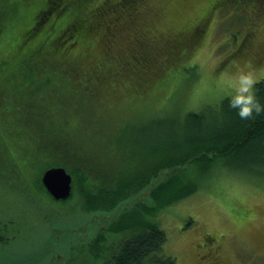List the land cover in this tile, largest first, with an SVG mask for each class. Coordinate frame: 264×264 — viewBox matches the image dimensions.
Listing matches in <instances>:
<instances>
[{
    "label": "rangeland",
    "instance_id": "1",
    "mask_svg": "<svg viewBox=\"0 0 264 264\" xmlns=\"http://www.w3.org/2000/svg\"><path fill=\"white\" fill-rule=\"evenodd\" d=\"M2 1L0 9L2 4L11 9L0 21L3 47L18 36L16 27L23 24L20 18L27 9H38L47 1L54 5L71 1L76 9L74 0ZM220 1L137 0L132 5L134 16L109 22L114 34L105 36L108 45L96 37L99 31L103 33L106 22L100 20L107 19L108 13L104 18H94V13L106 6L104 0H81L79 12L74 14L83 18L69 20L70 13L66 20L68 12L59 22L90 31L84 39L93 42L78 55L79 72L97 62L113 60L117 51L128 55L134 42L144 46L147 43L144 55L152 58L150 65L139 64L143 62L139 60L136 63L140 71L118 73L113 81L104 79L105 89L100 90L95 103L97 125L83 121L73 125L88 137L92 134L95 158L112 162L110 168L114 172L118 170L142 182L136 183L142 192L133 195L130 204L126 198H119L116 205H122L120 212L124 208L132 213L136 210L140 222L149 220L161 228L166 235L162 250L175 258V264H216L219 256L224 264H264V162L245 167L220 160L207 173H201L203 165L199 163L193 168L197 172L193 177L196 187L180 192L179 186L168 188V180L173 179L165 180L166 173L151 172L155 155L139 152L143 148L140 143L160 142L169 129L173 133L180 131L178 127L185 123L187 112L209 114L225 97L230 98L225 74H235L243 68L253 71L257 79L264 78V0H253L255 8L238 0L231 5ZM251 1L246 0L247 4ZM122 9L131 8L118 7L116 12ZM183 37L192 41L185 50L187 59L177 60L179 53L174 47H185ZM1 126L7 136L12 132L10 124L2 121ZM118 137L130 144L125 162L115 146ZM7 152L0 150V223L7 226L6 242L0 246V264H14L21 258L27 261L25 264H74V258H84L86 263L82 264H101L90 245L99 233L98 228L109 221L115 209L88 212L76 205V198L62 204L39 195L41 187L33 184L30 192L47 209L35 212L28 193L18 190L19 184L15 182L22 178V170L1 158ZM118 177L120 173L115 172L114 178ZM26 179L29 182L30 176ZM144 180L148 181L145 185ZM184 185L183 190L190 186L188 182ZM58 206L61 209L56 213ZM152 206L155 211L149 209ZM51 225L53 234L49 232ZM48 233L53 240L46 254ZM110 238L113 246L119 236ZM79 245H83L82 250Z\"/></svg>",
    "mask_w": 264,
    "mask_h": 264
},
{
    "label": "trees",
    "instance_id": "2",
    "mask_svg": "<svg viewBox=\"0 0 264 264\" xmlns=\"http://www.w3.org/2000/svg\"><path fill=\"white\" fill-rule=\"evenodd\" d=\"M79 1L74 0L76 9H73L71 1L61 5L47 1L38 9H27L24 17L20 18L23 24L16 27L18 36L10 45L0 46V135H3L0 150L18 151L16 154L7 152L1 158L6 159L9 166L22 170V178L15 179V182L19 184L18 190L28 193L26 195L31 198L30 205L35 212L41 213L47 209L43 208L46 206L43 201L34 199V192H30L33 189L31 182L42 188L38 187L39 195H47L62 204L76 198V205L88 212L115 209L109 221L101 224L99 233L91 238L90 246L101 259V264H175V258L162 250L166 240L164 231L152 221L140 222L136 210L133 209L132 213L129 208H124L120 212L122 205H116L119 198H126L127 204H130L133 195L142 192L136 184L140 181L126 177L118 170L115 172L120 173L122 179H115V172L110 168L113 167L112 162L95 158L92 134L88 137L83 131L74 129L73 125L76 121L97 125L98 108L95 103L100 90L105 89L104 79L113 81L118 73L140 71L137 67L139 64L150 65L152 58L144 55L147 43L146 46L136 42L131 46L128 44L131 48L128 55H121L117 51L113 60L97 62L88 70L80 69L79 72L76 64L78 55L88 50L86 48L93 42L84 39L90 31L66 24V21L63 25L59 23L60 18L68 12L66 20L70 13L79 12ZM136 1L109 0L108 5L105 2L106 6L94 13L95 19L104 18L108 13L107 19L100 20L106 23L102 28L103 33L99 31V35L96 34L98 41L108 45L105 36L114 34V27L109 22L134 16L132 5ZM238 1L255 8L253 0L250 4L246 0ZM220 2L228 5L237 3L236 0ZM125 6L131 9L116 12L118 7ZM6 8L5 4L1 5L0 21L11 10ZM72 15L69 20L83 18ZM120 29L121 26L117 28L118 32ZM191 41L183 37L182 45L185 47H174V51L179 53L177 60L187 59L188 52L185 50L190 47ZM139 60L143 62L137 64ZM256 89L257 97L264 104V78L258 79ZM229 99L225 97L219 107L209 114L187 112L185 123L178 127L180 131L173 133L170 129L166 130L164 140L139 144L143 147L139 152L144 156H156L151 172L155 175L166 173L165 180L173 179L168 180V188L179 186L180 192L195 188L197 181L193 177L197 172L193 168L199 163L203 165L201 173H207L220 160L245 167L257 161L264 162V113L254 115L250 120H241L236 110L228 106ZM2 121L11 125L12 132L8 136L2 130ZM116 141L115 146L125 162L123 159L129 155L130 144L121 137ZM51 166H61L72 175V189L66 199H53L41 183L42 172ZM26 176H30L31 182ZM151 178L152 175L148 177L149 180ZM186 182L190 186L183 190ZM144 183L148 181L144 180ZM160 184H157V188H160ZM154 192L157 193L156 190ZM36 197L40 199V196ZM60 209L58 206L56 213ZM149 209L156 210L153 206ZM112 236H119L113 246L110 243ZM83 245L78 248L82 250ZM72 260L74 264L86 263L84 258Z\"/></svg>",
    "mask_w": 264,
    "mask_h": 264
},
{
    "label": "clouds",
    "instance_id": "3",
    "mask_svg": "<svg viewBox=\"0 0 264 264\" xmlns=\"http://www.w3.org/2000/svg\"><path fill=\"white\" fill-rule=\"evenodd\" d=\"M224 83L230 89L228 106L236 110L241 120L264 113V104L257 97L258 79L253 71L239 68L235 74H225Z\"/></svg>",
    "mask_w": 264,
    "mask_h": 264
},
{
    "label": "water",
    "instance_id": "4",
    "mask_svg": "<svg viewBox=\"0 0 264 264\" xmlns=\"http://www.w3.org/2000/svg\"><path fill=\"white\" fill-rule=\"evenodd\" d=\"M71 179V174L61 166L48 167L41 175L43 185L55 199H64L69 196Z\"/></svg>",
    "mask_w": 264,
    "mask_h": 264
},
{
    "label": "flooded vegetation",
    "instance_id": "5",
    "mask_svg": "<svg viewBox=\"0 0 264 264\" xmlns=\"http://www.w3.org/2000/svg\"><path fill=\"white\" fill-rule=\"evenodd\" d=\"M30 185L31 186H34L32 183H30ZM6 232H7L6 223H3V224L0 223V246L6 242L5 241ZM49 232L51 234H53V232H54V231H52V225L50 226ZM50 233H48V237H47L48 248H47V250H46V248L44 249V252L46 254H48V252H49V246L52 244V240H53V235H51ZM45 253H44V255H45ZM44 255H43L42 259L44 258ZM221 258H222L221 256L218 257L219 263H216V264H224V262H222ZM26 262H27L26 260H23L21 258L16 263H14V264H25Z\"/></svg>",
    "mask_w": 264,
    "mask_h": 264
},
{
    "label": "bare ground",
    "instance_id": "6",
    "mask_svg": "<svg viewBox=\"0 0 264 264\" xmlns=\"http://www.w3.org/2000/svg\"><path fill=\"white\" fill-rule=\"evenodd\" d=\"M25 230H23V232H24ZM28 233V232H27Z\"/></svg>",
    "mask_w": 264,
    "mask_h": 264
}]
</instances>
